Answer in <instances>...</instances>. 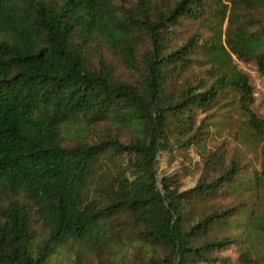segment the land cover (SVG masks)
Instances as JSON below:
<instances>
[{
    "label": "trees",
    "instance_id": "1",
    "mask_svg": "<svg viewBox=\"0 0 264 264\" xmlns=\"http://www.w3.org/2000/svg\"><path fill=\"white\" fill-rule=\"evenodd\" d=\"M224 1L135 0L125 7L121 0H0V264H46L55 248L93 239L120 216L151 248L140 264L220 263L219 251L241 247L240 237L260 227L244 202L200 209L244 183L239 162L222 166L218 152L207 155L212 170L191 189L170 176L158 187L159 152L206 149L229 124L232 107L262 142L261 172L249 180L264 176V117L253 108L249 75L233 62L254 61L264 76V25L231 33L216 24L184 39L175 32L181 20L200 21L210 11L223 20ZM92 44L116 54L135 82L117 79L100 51L93 64ZM195 64L207 66L204 76L180 82ZM229 92L235 105L221 101ZM73 119L88 127L112 119L134 127L135 136L67 145L61 129ZM107 157L122 158L125 168L98 188L102 199L92 197ZM232 226L240 234L225 233Z\"/></svg>",
    "mask_w": 264,
    "mask_h": 264
},
{
    "label": "rangeland",
    "instance_id": "2",
    "mask_svg": "<svg viewBox=\"0 0 264 264\" xmlns=\"http://www.w3.org/2000/svg\"><path fill=\"white\" fill-rule=\"evenodd\" d=\"M121 4L130 7L135 0H121ZM226 8H222L224 19H219L214 11H210L205 19L200 21H191L183 19L176 26L175 32L178 39H184L192 33L207 32L212 25H221L224 32L229 29L236 30L238 26H245L248 31L260 32V26L264 25V6H246L243 4L230 3L225 0ZM89 58L93 64L96 63V53L98 51L104 54V58L112 63L114 76L117 79L129 80L135 82L136 77L126 69L119 61L118 56L111 50L102 45H94L88 49ZM237 69L245 73L243 67L247 63L255 65L254 61L242 62L234 59ZM207 66L195 64L192 71L182 75L187 80L204 76ZM251 81V80H250ZM252 83V82H251ZM253 108L256 113L264 117V80L262 88L253 85ZM221 101L235 105L236 96L229 92ZM201 116V115H200ZM215 132L216 129H211ZM135 128L125 126L115 120L107 119L101 121L95 126H86L81 119H73L65 124L61 129L62 141L67 144L76 142H96L101 139L117 137L121 142H128L135 136ZM262 142L258 137L251 134L247 127L245 116L236 107L231 109V119L227 127L223 128L216 138L208 142L206 149L202 147L177 148L172 150H162L159 152L156 164V173L158 177V187L161 188L160 180L163 177H172L178 180L181 189H191L199 178L208 174L212 170V164L208 163V154L220 153V164L228 165L231 161L239 162L240 175L244 179L240 190H228L210 200L207 205L201 207L202 211L208 212L214 208L224 209L228 205L244 202L247 208H251L258 216L260 227L252 230L248 235L241 236V247L232 245L219 251L217 254L225 260L220 263L210 264H264V176L261 181L256 179L249 180V176L256 171L261 172L262 161ZM120 165V167H118ZM123 159L107 157L101 160L98 169V177L95 178L92 185L91 196H97L102 199L104 191L98 188L111 185L115 176L123 171ZM38 236L45 233L38 225L36 227ZM225 233L240 234V230L234 226L226 228ZM150 247L143 237L140 228L134 224L127 216H120L109 219L102 223L98 228L97 237L86 240H68L61 247L55 248L47 260L46 264H140L141 258L150 252ZM247 255H246V254ZM248 256L254 263L243 260ZM208 264V263H200Z\"/></svg>",
    "mask_w": 264,
    "mask_h": 264
},
{
    "label": "built area",
    "instance_id": "3",
    "mask_svg": "<svg viewBox=\"0 0 264 264\" xmlns=\"http://www.w3.org/2000/svg\"><path fill=\"white\" fill-rule=\"evenodd\" d=\"M243 69L245 73L249 75L253 85L259 89L262 88L261 84L264 80V76L258 72L256 65L253 66L251 63H247L246 67L244 66Z\"/></svg>",
    "mask_w": 264,
    "mask_h": 264
}]
</instances>
